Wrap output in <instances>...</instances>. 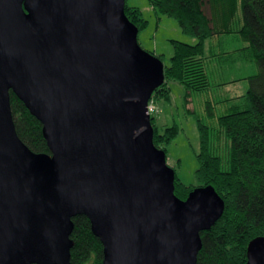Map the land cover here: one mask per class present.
Returning <instances> with one entry per match:
<instances>
[{
  "label": "water",
  "instance_id": "obj_1",
  "mask_svg": "<svg viewBox=\"0 0 264 264\" xmlns=\"http://www.w3.org/2000/svg\"><path fill=\"white\" fill-rule=\"evenodd\" d=\"M125 0H0V264H69L85 216L101 264H196L224 202L174 193L147 105L163 63L137 43ZM9 92L41 123L49 153L17 136ZM245 264H264V237Z\"/></svg>",
  "mask_w": 264,
  "mask_h": 264
},
{
  "label": "trees",
  "instance_id": "obj_2",
  "mask_svg": "<svg viewBox=\"0 0 264 264\" xmlns=\"http://www.w3.org/2000/svg\"><path fill=\"white\" fill-rule=\"evenodd\" d=\"M148 2L157 14L174 18L181 32L196 40L195 44L170 40L173 53L169 65H163L164 80L149 101L169 99L168 81L181 84L187 95L210 92L213 84L209 65L225 56L249 59L256 65L257 72L248 77L246 92L226 99L229 102L221 114L216 116L214 104L205 102V117L215 118L213 125L195 114L199 134L195 170L198 185H184L176 175L173 182L174 193L180 199H185L195 187L211 186L224 202L220 218L209 230L200 232L201 248L196 264H245L249 240L264 237V0ZM237 8L240 24L235 25ZM124 12L138 31L146 25L138 7L125 3ZM228 33L240 37V49L216 53L212 45H206L208 40ZM156 57L161 60L160 56ZM9 95L18 138L35 153H49L41 123L12 92ZM156 111L151 114L153 143L165 152L179 129L174 124L159 129L155 123ZM72 222L69 264H101L102 245L91 233L88 219L79 215Z\"/></svg>",
  "mask_w": 264,
  "mask_h": 264
},
{
  "label": "rangeland",
  "instance_id": "obj_3",
  "mask_svg": "<svg viewBox=\"0 0 264 264\" xmlns=\"http://www.w3.org/2000/svg\"><path fill=\"white\" fill-rule=\"evenodd\" d=\"M125 3L138 7L146 21V25L138 31L137 43L143 50L160 56L164 66L169 65L173 53L170 40L196 43L194 37L181 32L174 18L157 14L148 0H125ZM240 15L237 8L233 18L235 25L240 24ZM208 41L206 45H212L216 53L242 47V40L236 33L222 34ZM208 70L213 84L210 92L187 95L181 84L168 81L169 99L152 102L157 110L154 114L157 127L161 129L174 124L179 129L166 146L165 157L166 164L173 168L176 178L184 185H198L195 170L198 166L196 154L199 151V134L195 114L203 116L206 124L213 125L215 118L208 120L205 117V102L214 104L216 116L221 114L229 102L226 99L243 95L248 87V77L257 72L255 63L249 59L240 60L230 56L215 60Z\"/></svg>",
  "mask_w": 264,
  "mask_h": 264
},
{
  "label": "built area",
  "instance_id": "obj_4",
  "mask_svg": "<svg viewBox=\"0 0 264 264\" xmlns=\"http://www.w3.org/2000/svg\"><path fill=\"white\" fill-rule=\"evenodd\" d=\"M147 108L150 114L156 111V108L154 107V104L151 101L148 102Z\"/></svg>",
  "mask_w": 264,
  "mask_h": 264
}]
</instances>
